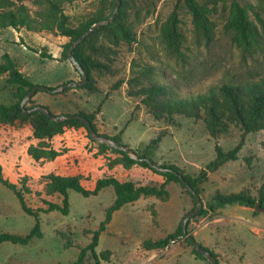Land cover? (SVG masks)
Listing matches in <instances>:
<instances>
[{
	"label": "rangeland",
	"instance_id": "374dc122",
	"mask_svg": "<svg viewBox=\"0 0 264 264\" xmlns=\"http://www.w3.org/2000/svg\"><path fill=\"white\" fill-rule=\"evenodd\" d=\"M195 2L211 23L212 42L209 45L196 30L193 15L184 0H138L141 18L134 20L139 23L137 43L119 48L112 74H94L98 92L92 94L81 88H71L60 94L39 91L32 98L33 104L28 103L25 107H48L56 116L78 112L91 114L100 108L95 119L98 134L121 138L123 145L137 155L161 136L151 157L153 161L160 166L176 165L185 175L195 177L216 159L217 147L224 153L239 147L236 160L208 172L207 181L201 185L202 210L216 193H245L257 204L264 190V131L244 134L239 126L231 125L219 138H213L203 119L176 116L169 122L158 121L139 100L126 93L134 59L159 66L168 80L180 85L184 97L206 92L222 80L264 77V46L255 53H243L224 33L235 3L246 8L250 18L262 29L257 15L264 20V1ZM26 4L32 13L38 10L35 0H28ZM97 6V0H74L66 5L65 11L77 25L89 18ZM174 16L182 36V49L192 64L189 72L182 71L175 58L166 52L161 37ZM69 41L67 37L47 31L0 30V62L5 53L10 54L19 68H23V73L39 86L57 88L80 82L81 75L62 56ZM121 81L122 85L114 89ZM16 93L17 88L7 83V77L0 76V103L14 104ZM9 139V147L0 149V164L5 178L13 183H18L24 176L36 181L51 172L83 176L88 187L104 176L157 187L165 181L162 175L143 166L126 168L121 155L106 150L102 144L107 143L90 139L84 128H67L55 139L54 145L60 153L55 160L36 162L29 156L32 141L26 126L15 129ZM7 150H12V154L7 155ZM167 190L166 200L143 197L116 212L107 230L101 234L96 249L107 259L97 263L88 255L86 264H211L194 254L188 238L178 239L161 250L143 248L144 241L159 240L173 233L196 207L195 200L181 184L172 182ZM115 197L112 187L91 197L69 191L70 213H41L42 238H35L28 245L0 244V264H68L76 261L81 249L91 242L93 232L104 221L106 210ZM27 199L33 207L41 205L38 199ZM35 224L36 219L23 211L14 192L0 183V233L26 236ZM187 230L198 243L218 256L220 264H264V213L253 208L234 204L216 213L198 214L189 220Z\"/></svg>",
	"mask_w": 264,
	"mask_h": 264
},
{
	"label": "trees",
	"instance_id": "16d2710c",
	"mask_svg": "<svg viewBox=\"0 0 264 264\" xmlns=\"http://www.w3.org/2000/svg\"><path fill=\"white\" fill-rule=\"evenodd\" d=\"M26 1L28 0H0V30L12 28L15 30L25 29L28 32L35 33L47 31L57 36L67 37L70 41L64 46L62 53L63 58L66 60H69L67 51L70 45L94 24L109 19L113 15L117 3V0H97L96 11L89 18L75 25L65 11L66 5L74 0H35L38 10L34 13L27 6ZM184 1L193 15L196 30L206 44L209 45L212 42L210 21L195 0ZM137 2L138 0H121L120 8L114 20L99 28L74 50L73 54L76 60L88 75V81L81 89L92 94L98 92L94 74L101 72L112 74L114 57L118 54L119 48L122 46L131 47L137 43V26L139 23L134 20L141 18V9L137 7ZM133 13L136 15L134 19L132 18ZM257 16L262 29L250 18L246 8L239 3H235L232 14L225 25L224 33L230 38L231 43L243 53L252 54L261 50L264 46V20L259 15ZM161 37L166 52L172 58H175L182 71L189 72L192 64L187 60L185 49H182V36L176 27L175 16L171 20V25L164 28ZM152 58L157 61L154 56ZM1 75L8 76L7 83L15 86L17 93L14 104L6 105L0 103V124L11 126L15 129L26 126L29 129L32 143L28 148V154L34 161L55 160L60 153L56 149L54 141L67 128H84L91 139L88 127L82 120L69 118L61 122H54L44 112L24 113L21 103L36 84L20 71L18 63L8 53L3 55L0 62ZM183 78L188 80L187 77ZM121 85L122 81L116 83L114 89H118ZM127 85V96L139 100L148 113L158 121L169 122L176 116L196 120L203 119L209 134L213 138H219L228 131L231 125L239 126L244 134L264 131V77L222 80L215 85H211L206 92L184 97L181 95L180 85L176 81L168 80L166 73L159 66L134 59ZM29 104H33L32 99ZM35 106L38 105L26 107V110ZM46 108L49 110L48 107ZM98 112H100V108L96 113L91 114L78 112L72 114L64 113L62 115H82L92 123L96 130L95 119ZM52 115L56 116L53 113ZM110 139L116 141L118 145H123L119 137ZM160 142L161 136L153 140L143 153L138 156L140 158H149L153 161L151 157ZM102 146L106 150L121 155L122 163L126 168L140 165L162 175L165 181L160 187H157L138 185L132 181L120 180L114 176H104L98 178L92 186L88 187L85 185L87 180L83 176L61 175L51 172L40 176L36 181L30 176H24L18 183H13L5 178L3 166L0 164V183L11 189L18 198L23 211L36 219L35 226L26 236L0 233V244L8 242L16 245H28L33 239L42 238L40 214L60 211L62 214L68 215L70 213L69 191L73 190L84 197H91L97 196L104 189L112 187L116 197L114 203L106 210L104 221L93 232L91 242L81 249L79 258L68 264H86L88 255H91L99 263L101 259H107L104 253L98 254L96 251L99 246L100 236L107 230L116 212L143 197H155L166 200L169 196L167 186L172 182L179 183L184 187L179 177L173 173H160L151 169L147 163L137 162L123 151L114 149L106 144H102ZM238 149L239 147L231 152L224 153L217 147L216 159L197 177L185 175L184 171L176 165H163V167L182 174L196 193L201 195V185L207 181L208 172H214L226 162L236 160ZM191 196L195 200L194 196ZM28 197L40 200L41 205L38 207L31 206L28 202ZM234 204L247 208H254L256 205L255 200L245 193L229 195L216 193L207 208L202 210L199 216L216 213L219 209ZM260 204L264 207V190L261 193ZM181 238H186L182 223L165 238L155 241H144L143 248L145 250L165 249L173 241ZM193 251L196 256L205 259L195 249ZM212 254L218 259L216 254L213 252Z\"/></svg>",
	"mask_w": 264,
	"mask_h": 264
},
{
	"label": "water",
	"instance_id": "95a60500",
	"mask_svg": "<svg viewBox=\"0 0 264 264\" xmlns=\"http://www.w3.org/2000/svg\"><path fill=\"white\" fill-rule=\"evenodd\" d=\"M121 5V0H117L116 3V9L113 13V15L106 20H102L96 24H94L92 27H90L84 34H82L77 40H75L69 47L68 51H67V56L69 61L73 64L74 68L78 71V73L81 75V81L80 82H71V83H67L64 85H61L57 88H47L45 86H39L36 85L33 89H31L28 94L25 96V98L23 99L22 103H21V108L24 110V113L26 114H32L35 112H44L49 118H51L54 122H61L63 120L72 118V119H79L82 120L88 127L89 133H90V137L92 140L94 141H100V142H105L107 143L108 146L123 151L124 153H126L129 157H131L132 159L136 160L137 162H141V163H147L148 166L151 169H154L160 173H173L174 175L178 176L179 179L181 180L182 184L184 185V187L186 188V190L194 196L195 200H196V208L194 211L188 213L183 221H182V227H183V231L185 234V237L188 238L195 251L200 254L201 256H203L205 259H207L211 264H220L218 259L212 254L211 251L205 249L200 243H198L195 238L188 232L187 230V224L189 222V220L194 217L197 216L198 214H200L201 210L203 209V203L201 200L200 195H198L196 193V191L188 184V182L184 179L183 175L180 174L179 172L157 165L155 164L153 161H151V159L149 158H140L137 153L130 149L129 147L125 146V145H118L116 143V141H114L113 139L110 138H106L101 136L100 134L97 133V131L94 129V127L92 126V123L84 116L82 115H75V116H66V115H60V116H53L52 113L44 106L38 105L33 107L32 109L26 110V105L29 103V101L36 95L37 91H45L48 92L50 94H60L68 89L71 88H82L86 85L87 81H88V75L85 72V70L82 68V66L79 64V62L76 60L73 52L74 50L82 43L84 42L89 36H91L93 33H95L99 28H101L102 26L111 23L119 8ZM255 211L257 212H262L264 213V207H262L260 205V203H257L255 205V207L253 208Z\"/></svg>",
	"mask_w": 264,
	"mask_h": 264
},
{
	"label": "crops",
	"instance_id": "0c3cea01",
	"mask_svg": "<svg viewBox=\"0 0 264 264\" xmlns=\"http://www.w3.org/2000/svg\"><path fill=\"white\" fill-rule=\"evenodd\" d=\"M20 71L23 73L24 72L23 68L20 67ZM1 76H6L8 78L7 75H1ZM13 132H15V128L0 124V149L6 148L7 146L9 147L10 145L9 137L11 134H13ZM12 152H13L12 150H7L6 154L11 155Z\"/></svg>",
	"mask_w": 264,
	"mask_h": 264
},
{
	"label": "built area",
	"instance_id": "2783aa9c",
	"mask_svg": "<svg viewBox=\"0 0 264 264\" xmlns=\"http://www.w3.org/2000/svg\"><path fill=\"white\" fill-rule=\"evenodd\" d=\"M173 243H175V241H173L171 244H173ZM171 244H170V245H171Z\"/></svg>",
	"mask_w": 264,
	"mask_h": 264
}]
</instances>
